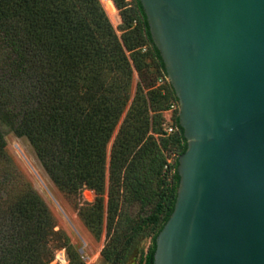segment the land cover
<instances>
[{
	"label": "trees",
	"instance_id": "16d2710c",
	"mask_svg": "<svg viewBox=\"0 0 264 264\" xmlns=\"http://www.w3.org/2000/svg\"><path fill=\"white\" fill-rule=\"evenodd\" d=\"M114 5L121 19L118 35L106 17L118 20ZM102 7L98 0H0V158H7L5 127L27 140L64 194L75 198L86 188L81 196L87 200L92 191L102 194L105 185L106 237L124 193L141 199L153 185L148 215L110 235L111 248L101 251L112 264L118 260L116 243L132 247L143 223L145 232L152 231L142 264H151L154 238L173 208L176 159L185 138L177 115L172 134H150L156 133L153 123L159 124L153 122L155 111L168 98L177 100L170 84L164 92L155 86L157 78H165L164 66L138 0H109ZM132 72L140 100L122 117L106 164L105 147L128 101ZM175 148L170 165L163 153ZM8 183L7 177L0 180V264H46L50 245L65 247L67 238L53 230L51 213L29 185ZM89 205L100 217L101 198ZM78 215L88 221L80 208Z\"/></svg>",
	"mask_w": 264,
	"mask_h": 264
},
{
	"label": "water",
	"instance_id": "95a60500",
	"mask_svg": "<svg viewBox=\"0 0 264 264\" xmlns=\"http://www.w3.org/2000/svg\"><path fill=\"white\" fill-rule=\"evenodd\" d=\"M185 149L151 264H264V0H138Z\"/></svg>",
	"mask_w": 264,
	"mask_h": 264
},
{
	"label": "rangeland",
	"instance_id": "374dc122",
	"mask_svg": "<svg viewBox=\"0 0 264 264\" xmlns=\"http://www.w3.org/2000/svg\"><path fill=\"white\" fill-rule=\"evenodd\" d=\"M102 7V3L98 1ZM115 7V5H114ZM103 9V7H102ZM118 20L110 19L104 9V13L112 26L114 32L118 35L121 29V19L119 10L115 7ZM138 81L136 74L132 72L129 87V98L124 107V110L118 120L116 127L114 128L107 144L105 147V161L107 164L108 153L111 142L116 134L117 127L121 122L126 110L134 105L138 104L140 100V93L136 89V82ZM166 84H169L166 78H157L155 81V86L159 88L160 92H164L166 89ZM173 105V106H172ZM172 106V107H171ZM163 110H156L155 113L157 117L154 118L153 122H159L158 127L155 128L156 124L153 123V131L156 133H150L154 137H165L174 132V126L172 124V119L174 115H177L178 108L177 103L173 102L170 98L167 99L163 106ZM134 109V107H133ZM131 112H133L131 110ZM152 113L148 112V116ZM152 120H148V128H150ZM171 127L172 131L167 132L165 129ZM3 133V140L5 142V153L7 158H0V180L7 177V184L9 186L11 183H15L16 186L21 185V183H26L30 186L42 199V201L47 206L49 212L54 219L53 230L61 231L67 238V245L58 246L53 242L50 245V255L51 259L46 264H111L106 261L101 255L102 249L104 247H109V239L113 233L122 234L123 231L128 229V226L132 222L141 221L148 215L151 205L153 204V196L151 192L152 187L147 188L146 193L140 194L143 198L134 197L132 194L126 192L122 198L121 210L119 214L113 216L110 223L109 236L106 234V200L107 195L104 191L100 195H96L92 191V197L86 196L83 199L81 196V191L77 197L66 195L60 190H58L53 183L50 181L41 165L39 164L31 146L24 137H16L10 130L5 127H1ZM177 150L171 149L164 151L163 155L165 161L168 164H172ZM171 169L166 171V180L170 178ZM89 190V189H88ZM91 191V190H90ZM101 198V213L100 217L97 215L96 208L89 205L93 202L95 197ZM149 198L150 200H147ZM83 212L88 219L86 222L84 218L78 215V209ZM93 209V210H92ZM141 228L146 227L143 223H140ZM152 229L145 233L140 231L138 237L133 240L132 247H127L124 245L123 241L116 243V254L114 256L118 257V260L113 261L112 264H142L144 254L148 250L150 245V235ZM108 240V241H107ZM122 240V239H121ZM128 248V249H127ZM61 253L63 262L58 255Z\"/></svg>",
	"mask_w": 264,
	"mask_h": 264
},
{
	"label": "built area",
	"instance_id": "2783aa9c",
	"mask_svg": "<svg viewBox=\"0 0 264 264\" xmlns=\"http://www.w3.org/2000/svg\"><path fill=\"white\" fill-rule=\"evenodd\" d=\"M98 1H102V0H98ZM125 2H129L130 0H124ZM173 106V105H172ZM171 106V107H172ZM167 132H170V131H172V128L171 127H167L166 129H165Z\"/></svg>",
	"mask_w": 264,
	"mask_h": 264
},
{
	"label": "bare ground",
	"instance_id": "6f19581e",
	"mask_svg": "<svg viewBox=\"0 0 264 264\" xmlns=\"http://www.w3.org/2000/svg\"><path fill=\"white\" fill-rule=\"evenodd\" d=\"M108 1L109 0H102L101 2L102 3H107ZM58 258H60L62 262L64 261L63 258H62V256H61V253L58 255Z\"/></svg>",
	"mask_w": 264,
	"mask_h": 264
}]
</instances>
